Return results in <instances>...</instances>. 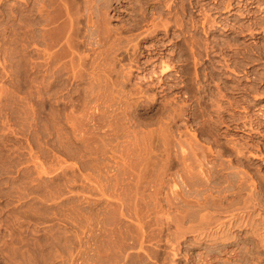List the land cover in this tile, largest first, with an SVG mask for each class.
Masks as SVG:
<instances>
[{"label": "rangeland", "instance_id": "rangeland-1", "mask_svg": "<svg viewBox=\"0 0 264 264\" xmlns=\"http://www.w3.org/2000/svg\"><path fill=\"white\" fill-rule=\"evenodd\" d=\"M135 1L0 0V264H257L264 258L244 241L253 229L264 235V198L245 208L231 188L238 171L248 174L256 194L264 192L257 183L264 177V133L258 134L264 129V0H199L196 31L180 11L181 22ZM177 1L189 9L194 0ZM203 21L207 27H200ZM204 45L214 48L205 52ZM164 62L173 67L163 75ZM235 87L240 107L228 104ZM192 95L200 96L199 105ZM230 115L238 124L218 129ZM252 121L262 126L257 132ZM235 144L249 146L247 160L240 162ZM216 172L231 185L216 181ZM220 193H229L225 201ZM212 201L224 210H213ZM234 237L247 243L231 247L238 255L219 248Z\"/></svg>", "mask_w": 264, "mask_h": 264}, {"label": "bare ground", "instance_id": "bare-ground-1", "mask_svg": "<svg viewBox=\"0 0 264 264\" xmlns=\"http://www.w3.org/2000/svg\"><path fill=\"white\" fill-rule=\"evenodd\" d=\"M53 1H54V0H53ZM72 1H73V0H72ZM74 1H75V0H74ZM136 1H138V2H140V3L142 2L144 5H145V4H146V5H149V7H152L153 11H157V10H158V11H159L158 14H159V13H163L164 10H167L168 13L165 11L167 14L170 15V13H171V16H172V13H173V14H174V18L176 17V19L178 18V20L180 19V18L178 17V15H179L180 12H181V16L184 15V16H188V17H189V21H190L189 23H190V26H191V28H190V27H189V28H190L191 30L194 29L195 31L198 29V26H197V25H198V24H197V20H194L193 17H194V15H195L196 12H200V10H201V9H200V10L196 9V7H198V6H197L198 3H200L199 0H198L197 2L194 0L195 2L193 1V4H191V6H188V7H190V8L192 7V9L189 8L190 10L186 7V5H183V4H182V5H179L180 2H179V4H178V1H177V0H136ZM136 1H135V2H136ZM63 2H64V1H63ZM68 2H69V1H68ZM68 2H67V3H68ZM135 2H134V3H135ZM184 2H185V0H184ZM189 2H190V1H189ZM229 2H230V0H229ZM229 2H228V3H229ZM51 3H52V2H51ZM53 3H54V2H53ZM57 3H58V2H57ZM89 4H90V3H89ZM135 4H136V3H135ZM143 4H142V5H143ZM187 4H188V2H187ZM77 5H78V4H77ZM140 5H141V4H140ZM140 5H139V7H141ZM146 5H145V6H146ZM230 5H231V4H230ZM230 5H229V6H230ZM41 6H42V5H41ZM45 6H46V5H45ZM67 6H68V5H67ZM135 6L138 7L137 5H135ZM50 7H51V6H50ZM58 7H59V5H58ZM70 7H71V6H70ZM142 7H143V6H142ZM179 7H180V8H179ZM200 7H201V6L199 5V8H200ZM145 8H147V6H146ZM145 8L143 7V10H142L141 8H139V11H140V9H141V11L143 12ZM164 8H165V9H164ZM201 8H202V7H201ZM45 9H46V8H45ZM60 9H62V8H60ZM136 9H137V8H136ZM37 10H38V9H37ZM54 10H55V9H54ZM69 10H70V9H69ZM38 11H39V10H38ZM47 11H49V10H47ZM52 11H53V10H52ZM178 11H180V12L178 13ZM41 12H42V9H41ZM49 12H50V11H49ZM56 12H57V11H56ZM144 12L147 13V11H144ZM176 12L178 13L177 16H175V13H176ZM58 13H60V11H59ZM58 13H57V15H58ZM89 13H90V12H89ZM146 13H145V14H146ZM150 13H151V12H150ZM154 13H155V12H154ZM177 13H176V14H177ZM39 14H40V12H39ZM54 14H56V13H54ZM101 14H102V13H101ZM139 14H142V13L140 12ZM164 14H165V13H164ZM197 14H199V13H197ZM142 15H144V13H143ZM142 15H141V16H142ZM52 16H53V15H52ZM52 16H51V17H52ZM139 16H140V15H139ZM146 16H147V15H146ZM148 16H149V15H148ZM150 16H151V15H150ZM156 16H157V15H156ZM159 16H161V15H159ZM96 17H97V16H96ZM144 17H145V16H144ZM144 17H142V19H144ZM151 17H152V16H151ZM172 17H173V16H172ZM55 18H56V17H55ZM87 18H88V17H87ZM140 18H141V17H140ZM148 18H149V17H148ZM168 18H170V17H168ZM142 19H141V20H142ZM182 19H184V18H182ZM182 19H180V20H182ZM187 19H188V18H187ZM209 19L211 20L212 18H209ZM213 19H214V18H213ZM213 19H212V21L210 22V21L208 20V18H205V20L209 21L208 23L210 24V26H214V25H215V20H213ZM89 20H90V19H89ZM144 20H145V19H144ZM146 20H148V19H146ZM171 20H172V19H171ZM180 20H179V21H180ZM173 21H174V23H175V20H173ZM216 21H217V20H216ZM141 22H142V21H141ZM141 22L139 21V23H141ZM150 22H151V21H150ZM180 22H181V21H180ZM182 22H186V20H185V21H182ZM187 22H188V20H187ZM153 23H154V22H153ZM153 23H151L150 25H152ZM157 23H158V22H157ZM157 23H155L154 25H156ZM161 23H162V22H161ZM161 23H159L160 26H161V25H164V24H161ZM164 23H166V22H164ZM167 23L169 24V22H167ZM176 23H177V21H176ZM218 23H219V22H218ZM180 24H181V23H180ZM182 24H184V23H182ZM205 24H207V22H204V21H203V24H202V26H200V27H207L208 25L204 26ZM159 25H156V28H157V26L159 27ZM166 25H167V24H166ZM166 25H165V28H164V29H166V27L168 28V26H170L171 24L168 25V26H166ZM178 25H179V23H178ZM200 25H201V24H200ZM217 25H218V24H217ZM175 26H177V25L175 24ZM187 26H189V24L186 25V27H187ZM215 26H216V25H215ZM224 26H225V25H224ZM230 26H231V25H230ZM153 27L155 28V26H153ZM180 27H181V25H180ZM184 27H185V26H184ZM186 27H185V28H186ZM225 27H226V26H225ZM233 27H234V26H233ZM233 27H231V28H233ZM156 28H155V29H156ZM162 28H163V27H162ZM189 28H187V30L185 29V31L188 32V31H189ZM249 28H251V27H249ZM157 29H158V28H157ZM170 29H171V28H170ZM182 29H184V28H182ZM203 29H204V28H203ZM203 29H200V30H203ZM205 29H206V28H205ZM233 29H234V28H233ZM28 30H29V29H28ZM160 30H161V29H160ZM191 30H190V31H191ZM250 30H251V29H250ZM32 32H33V31H32ZM180 32H181V31H180ZM182 32H184V31H182ZM186 32H184V33H186ZM198 32H199V31H198ZM205 32H206V31H205ZM184 33H182V34H184ZM151 34H152V32H151ZM186 34H187V33H186ZM188 34H190V33H188ZM172 35H173V34H172ZM190 35H191V34H190ZM174 36H175V35H174ZM177 36H178V35H177ZM180 36H181V35H180ZM192 36H193V35H192ZM175 37H176V36H175ZM177 38H179V37H177ZM181 38H182V37H181ZM196 38H197V37L195 36L194 39H196ZM183 39H184V38H183ZM236 39H237V38H236ZM229 40H230V39H229ZM231 40L233 41L234 39L231 38ZM231 40H230V41H231ZM223 41H224V40H223ZM226 41H227V40H226ZM232 41H231V42H232ZM193 42H195V40H194ZM196 42H197V43L199 42V41H198V38H197V41H196ZM228 42H229V41H228ZM231 42H230V44H232ZM234 42H235V41H234ZM234 42H233V43H234ZM238 42H239V41H238ZM222 43H223V42H222ZM220 44H221V43H220ZM225 44H226V42H225ZM228 44H229V43H228ZM191 45H192V44H191ZM218 45H219V43H218ZM234 45H235V44H234ZM234 45H233V46H234ZM236 45H237V44H236ZM182 46H183V45H182ZM193 46H195V45H192V46H190V47L192 48ZM204 46H205V45H204ZM206 46H207V45H206ZM206 46H205V48L203 47V49H204L205 52L208 51L207 49H212V48H214V46H212V47H208V46L206 47ZM221 46H222V47H221ZM221 46H220V48H223V45H221ZM224 46H225V45H224ZM186 47L189 48L188 45H187ZM200 47H201V46H200ZM216 47H217V46H216ZM216 47H215V49H216ZM227 47H228V46H227ZM227 47L225 46V48H227ZM231 47H232V46H231ZM191 48H190V49H191ZM196 48H198V47H196ZM217 48H219V47H217ZM228 48H229V50L232 49V48H230V46H229ZM233 48H234V47H233ZM236 48H239V46L235 47V49H236ZM194 49H195V47L193 48V50H191V54H192V52H194ZM200 49H201V48H198V50H200ZM244 49H245V47H244ZM187 50H188V49H187ZM195 50H196V49H195ZM212 50H213V49H212ZM212 50H211V52H212ZM247 50H248V49H247ZM250 50H251V49H250ZM196 51H197V50H196ZM204 51H202V52H204ZM215 51H216V50H215ZM220 51H221V50H220ZM225 51H226V49H225ZM235 51H236V50H235ZM248 51H249V50H248ZM200 52H201V51H200ZM211 52H209V53H211ZM222 52H223V51H222ZM233 52H234V51H233ZM249 52H251V51H249ZM209 53H208V54H209ZM239 53H240V52H239ZM251 53H252V52H251ZM193 54H194V53H193ZM193 54H192V58H193V60H195L194 58H195V56H196L197 53L194 54L195 56H194ZM198 54H200V53H198ZM198 54H197V55H198ZM203 54H204V53H203ZM203 54L201 53V56H202ZM231 54H232V53H231ZM231 54H230V55H231ZM241 54H242V53H241ZM230 55H228V56H230ZM235 55H237V54H235ZM243 55H244V58H245V54H243ZM243 55H240V56H243ZM186 56H187V55H186ZM189 56H190V55H189ZM189 56H188V58L191 59V57H189ZM193 56H194V57H193ZM203 56H204V55H203ZM207 56H208V55H207ZM233 56H234V55H233ZM248 56H249V55H248ZM248 56H247V57H248ZM199 57H200V55H199ZM238 57H239V56H237V58H238ZM185 58H186V57H185ZM196 58H197V57H196ZM231 58L233 59L232 56H231ZM231 58H230V59H231ZM261 58H262V57H261ZM263 58H264V56H263ZM171 59H172V58H171ZM234 59H235V57H234ZM234 59H233V60H234ZM168 60H169V59H168ZM186 60H187V59H186ZM186 60H184V61H186ZM197 60H198V59H197ZM187 61H188V60H187ZM191 61H192V59H191ZM195 62H196V60H195ZM195 62L193 61L194 64H195ZM198 62H199V60L197 61V64H198ZM237 62H238V61H237ZM238 63H239V62H238ZM186 64H187V62H186ZM236 65H239V64L236 63ZM188 66H189L188 69H190L191 66H190V65H188ZM212 66H213V65H212ZM234 66H235V63H234ZM240 66H241V65H240ZM170 67H173V66H169L168 64H165V62H164L163 65L161 66V71H160V72H161L163 75H164V74H167V73L170 71V69H171ZM197 67H198V65H197ZM191 68H192V67H191ZM192 69H193V68H192ZM192 69H190V71H191ZM194 69H195V68H194ZM212 69H213V68H212ZM184 70H187V68L184 69ZM187 71H188V70H187ZM187 71H186V72H187ZM193 71H196V72H197V70H193ZM213 71H214V70H213ZM182 73H184V75H187L185 72H182ZM187 73H188V72H187ZM194 73H195V72H194ZM189 74H193V72L191 71ZM196 74H198V72H197ZM203 74H204V73H203ZM203 74H202L201 76H204V75H205V74H204V75H203ZM210 74H211V73H210ZM192 76H193V75H192ZM199 76H200V75H199ZM201 76H200V77H201ZM206 76H207V75H206ZM182 77H184V76H182ZM188 77H189V76H188ZM208 77H209V76H208ZM211 77H213L212 74H211ZM175 79H176V78H175ZM179 79H180V78H179ZM179 79H178V80H179ZM182 79H184V78H182ZM192 79H193V78H192ZM211 79L213 80V79H215V78H211ZM208 80H209V78H208ZM160 81H161V80H160ZM163 81H164V80H163ZM173 81H175V80H173ZM179 81H180V80H179ZM260 82H261V81H260ZM162 83H163V82H162ZM165 83H166V82H165ZM173 83H174V82H173ZM210 83H211V82H210ZM225 83H226V82H225ZM158 84H159V83H158ZM175 84H176V83H175ZM175 84H174V85H175ZM192 84H194V83H192ZM162 85H163V84H162ZM172 85H173V84H172ZM176 85H177V84H176ZM224 85H225V84H224ZM228 85H229V84H228ZM165 86H166V84H165ZM167 86H169V84H168ZM170 86H171V85H170ZM170 86H169V87H170ZM190 86L192 87L193 85H190ZM190 86H189V87H190ZM198 86H199V85H198ZM209 86H210V85H209ZM238 86H239V85H238ZM171 87H172V86H171ZM191 87H190V88H191ZM193 87H194V86H193ZM220 87H221V86H220ZM226 87H227V86H226ZM231 87H234V86H231ZM165 88H166V87H165ZM195 88H196V87H195ZM227 88H228V87H227ZM235 88H236V92H231V95H232L231 99H230V98H229V100L227 99V100H228V104H229L230 107H233V106H236V105H237V100H236V99H237L238 97H240L239 95L242 93V92H241V93L239 92V91H241V90H239V88H237V87H235ZM242 88H243V87H242ZM188 89H189V88H188ZM191 89H192V88H191ZM197 89H199V87H198ZM201 89H202V88H201ZM218 89H219V88H218ZM220 89H221V88H220ZM232 89H233V88H232ZM232 89H231V90H232ZM240 89H241V87H240ZM246 89H248V88H245V89H244V90L247 92L248 90H246ZM256 89H257V88H256ZM211 90H212V89H211ZM253 90H254V89H253ZM192 91H193V90H192ZM195 91H196V90H195ZM199 91H200V90H198L197 93H199ZM205 91H206V90H205ZM219 91H220V90H219ZM222 91H223V90H222ZM251 91H252V90H251ZM203 92H204V90H203ZM253 92H254V91H253ZM189 93H190V91H189ZM200 93H201V92H200ZM200 93H199V95H200ZM209 93H210V92H209ZM215 93H216V92H215ZM215 93H214V95H215ZM219 93H220V92H219ZM227 93H228V92H227ZM248 93H249V92H248ZM248 93H247V94H248ZM202 94H203V93H202ZM210 94H211V93H210ZM220 94H222V93H220ZM220 94H219V96L222 97ZM243 94H244V93H243ZM195 95H196V94H195ZM195 95H192V96H195ZM216 95H217V94H216ZM216 95H215V96H216ZM223 95H224V94H223ZM228 95H229V94H228ZM248 95H249V94H248ZM189 96H190V95H189ZM192 96H191V97H192ZM202 96H203V95H202ZM217 96H218V95H217ZM229 96H230V95H229ZM229 96H228V97H229ZM195 97H196V96H195ZM199 97H200V96L196 97V98H198L197 101L199 100ZM207 97H208V96H207ZM226 97H227V95H226ZM241 97H243V96H241ZM212 98L215 99V97H213V96H212ZM222 98H224V96H223ZM189 99H190V98H189ZM208 99H209V98H208ZM220 99H221V98H220ZM194 100H195V99H194ZM202 100H203V97H202L201 101H202ZM209 100H210V99H209ZM238 100H239V99H238ZM186 101H187V99H186ZM192 101H193V100H192ZM210 101H211V100H210ZM215 101L217 102V100H215ZM215 101H213V103H214ZM220 101L222 102L223 100H220ZM239 101H240V100H239ZM241 101H242V100H241ZM245 101H246V100H245ZM194 102H196V101H194ZM204 102H205V101H204ZM204 102H203V103H204ZM218 102H219V101H218ZM184 103H185V102H184ZM211 103H212V101H211ZM201 104H202V102H201ZM207 104H208V103H207ZM216 104H218V103H216ZM220 104H221V103H220ZM224 104H225V101H224ZM238 104L240 105V103H238ZM190 105H191V104H190ZM195 105H196V104H195ZM198 105H199V101H198ZM203 105H205V104H203ZM239 105H237V106H239ZM180 106H181V105H180ZM182 106H184V105H182ZM185 106H186V105H185ZM188 106H189V105H188ZM206 106H208V105H206ZM210 106H212V104H211ZM173 107H174V106H173ZM213 107H214V106H213ZM213 107H211V108H213ZM216 107H219V105H218V106L216 105ZM216 107H215V110H216ZM223 107H224V106H223ZM223 107H222V112L224 111ZM225 107L228 108V107H227V104H226ZM230 107H229V109H230ZM239 107H240V106H239ZM192 108H193V107H192ZM198 108H199V107H198ZM208 108H209V106L207 107V110H208ZM211 108H210V109H211ZM226 108H225V109H226ZM243 108H244V107H243ZM195 109H196V107H195ZM229 109H227L228 112H229ZM235 109H236V108H235ZM201 110H202V107H201V109H200V112H201L202 114H204V112H203L204 110H205V112H206V109H205V108H204L203 111H201ZM211 110H212V109H211ZM211 110H209V111H211ZM217 110H218V109H217ZM233 110H234V109H233ZM173 111H174V110H173ZM194 111H195V110H194ZM198 111H199V110H198ZM219 111H221V108L219 109ZM184 112H185V111H184ZM188 112H189V111H188ZM192 112H193V111H192ZM212 112H214V111H212ZM215 112H216V111H215ZM224 112H225V111H224ZM228 112H227V113H228ZM218 113H220V112H218ZM190 114H191V113H190ZM202 114L200 115V117H203V116L206 115V114H205V115L202 116ZM221 114H222V113H221ZM229 114H231V112H230ZM176 115H177V114H176ZM179 115H180V114H179ZM192 115H193V114H192ZM213 115H215V113H213ZM224 115H226V114H224ZM234 115H235V114H234ZM234 115H233V116L230 115V116H231V120H230V119H227L226 117H225L226 119H222V118H223V117H222V118L218 121V122H219V124L217 125L218 129H219V127H220L219 125H221V127H222V124H224V123H227V122H230V121H232V122H235V121H236V122H237V119H235L236 116L234 117ZM236 115H237V113H236ZM252 115H253V114H252ZM197 116H198V115H197ZM207 116H209V115H207ZM216 116H217V115H215V117L213 116V118H216ZM218 116H219V114H218ZM258 116H259V115H258ZM180 117H181V116H180ZM205 117H206V116H205ZM205 117H204V118H205ZM209 117H210V116H209ZM209 117H208V118H209ZM220 117H221V116H220ZM220 117H219V118H220ZM217 118H218V117H217ZM219 118H218V119H219ZM253 118H254V117H253ZM197 119H198V117H197ZM205 119H206V118H205ZM239 119H240V116H239ZM250 119H251V118H250ZM207 120H208V119H207ZM207 120H206V121H207ZM209 120H210V119H209ZM214 120H217V119H214ZM214 120H212V121H214ZM240 120H241V119H240ZM240 120H239V121H240ZM252 120H253V119H252ZM204 121H205V120H204ZM206 121H205V123L207 124ZM212 121H209V122H211V124L209 123L210 126L212 125ZM249 121H250V120H249ZM258 121H259V120H258ZM236 122H235V123H236ZM242 122L244 123V121H242ZM260 122H261V121H260ZM205 123H204V124H205ZM213 123H214V122H213ZM209 124H208L207 126H209ZM216 124H217V122H216ZM227 124H228V123H227ZM230 124H231V123H230ZM237 124H238V122H237ZM244 124H245V123H244ZM248 124H249V123H248ZM261 124H262V122H261ZM213 125H214V124H213ZM207 126L205 125L204 128L207 127ZM246 126H247V125H245L244 127L246 128ZM202 127H203V125H202ZM215 127H216V126H215ZM250 127H251V128H250ZM250 127H249L250 129H253V131L251 130V132L253 133L254 131H256V130H254V129H258V130H259L260 127H262V126L260 125L259 122L252 121V122L250 123ZM255 127H256V128H255ZM208 128H210V127H207L206 129H208ZM211 128H213V127H211ZM202 129H203V128H202ZM216 129H217V128H216ZM247 129H248V128H247ZM213 130H214V129H213ZM263 130H264V129H263ZM263 130H261V131L259 130L258 134H259V133H264ZM203 131H204V130H203ZM208 131H211V129H209ZM208 131H207V132H208ZM216 132H217V131H216ZM256 132H257V131H256ZM256 132H255V133H256ZM209 133H210V132H209ZM209 133H208V134H209ZM212 133H213V132H212ZM217 133H218V132H217ZM217 133H216V134H217ZM255 133H254V134H255ZM214 134H215V133H214ZM216 134H215L214 137H216V136L219 135V133H218V135H216ZM254 134H252V135H254ZM256 134H257V133H256ZM209 135H210V134H209ZM211 135H212V134H211ZM260 135H261V134H260ZM250 136H251V135H250ZM254 136H255V135H254ZM253 138H254V137H253ZM256 138H257V137H256ZM262 138H263V137H262ZM251 139H252V138H251ZM263 139H264V138H263ZM263 139H262V140H263ZM236 144H237V143H236ZM236 144H235V145H230V146H231V148L237 150V153H238L237 155H238V157H239L240 162L243 161V160H245V159L247 160V156H246V155H248L249 152L246 151L248 154L245 155V153H244L243 150H244V149H245V150L248 149L249 146L243 144V145H245V146H242V145H241V148L238 149V147H237L238 145L236 146ZM253 144H254V143H253ZM262 144H263V143H262ZM254 145H255V144H254ZM263 145H264V144H263ZM180 147H181V146H180ZM227 147H229V146L227 145ZM262 147H264V146H262ZM231 148H230L229 150H231ZM250 148H251V147H250ZM233 149L231 150L232 152L234 151ZM180 150H181V149H180ZM194 150H195V149H194ZM261 150H262V149H261ZM263 151H264V150H263ZM225 152H226V151H225ZM183 153H184V152H183ZM255 153H257V152H255ZM260 153H263V152H260ZM188 154H189V153H188ZM193 154H194V153H193ZM193 154H190V155H193ZM258 154H259V153H258ZM258 154H257V155H258ZM194 155H195V154H194ZM194 155H193V156H194ZM253 155H254V154H253ZM185 156L188 158L189 155L187 156L186 154H184V157H183L182 159H185V158H186ZM248 156H249V155H248ZM255 156H256V155H255ZM4 157H5V156H4ZM236 157H237V156H236ZM193 158H194V157H193ZM252 158H253V157H252ZM185 160H186V159H185ZM191 160L193 161L192 156H191V158H190V161H191ZM236 160H237V159H236ZM249 160H250V159H249ZM261 160H262V159H261ZM0 161H1V160H0ZM20 161H21V159H20ZM143 161H144V160H143ZM143 161H142V162H143ZM186 161L188 162V160H186ZM251 161H252V160H251ZM17 162H18V161H17ZM182 162H184V161H182ZM237 162H238V161H237ZM263 162H264V159H263ZM184 163H185V162H184ZM188 163H189V162H188ZM188 163H185V166L188 165ZM247 163H248V162H247ZM189 164H191V163H189ZM238 164H239V163H238ZM244 164H245V163H244ZM246 165H247V164H246ZM224 166H225V165H224ZM247 166H248V165H247ZM249 166H251V164H249ZM249 166H248V167H249ZM191 167H192V166H191ZM225 167H226V166H225ZM185 168H187V167H185ZM188 168H190V167H188ZM234 168H235V167H234ZM236 168H238V167H236ZM225 169H228V168H225ZM225 169H224V170H225ZM231 169H232V168H231ZM240 169H241V168H240ZM222 170H223V169H222ZM224 170H223V171H224ZM237 170H238V169H237ZM220 172H221V171H220ZM224 172H226V170H225ZM224 172H223V173H224ZM228 172H229V171H228ZM242 172H243V171H242ZM187 173H188V172H187ZM223 173H220V174H223ZM226 173H227V172H226ZM226 173H224V176H225ZM229 173H230V172H229ZM229 173H228V174H229ZM245 173H246V172H245ZM189 174H190V173H189ZM189 174H188V175H189ZM211 174H213V173H211ZM216 174H217V172H216ZM216 174H215V175H216ZM186 175H187V174H186ZM191 175H193V173H192ZM215 175H214V178H215ZM226 175H227V174H226ZM229 175H230V174H229ZM212 176H213V175H212ZM247 176H248V174L243 175L242 173H240V172H238V171H234V173H233V178L231 177V178H232L231 180H233V183H231V184L233 185V187H231V188H232V189L234 188V192H233V194H232V192H231V194L233 195L234 199H237V201H238V200H239V201H240V200L243 201L244 204H245V206H244L245 208H248L247 205H250V203H252L251 205H254V204H253L254 202H255V203L257 202V203L259 204V203L261 202V199L264 198V195H262V193H264V192L260 193V191H261V190H260V191L256 194L257 191L254 192V191H253L254 189H253V190L251 189V187H252V183L249 181V182L251 183V186H250V184L248 183V178H247ZM184 177H185V176H184ZM190 177H191V176H190ZM194 177H195V176H194ZM209 177H210V176H209ZM209 177H208L207 179H209V181H210V178H209ZM229 177H230V176H229ZM249 177H250V176H249ZM251 177H252V176H251ZM212 178H213V177H212ZM257 178H258L257 183H259L260 187L264 188V177H263V175L261 176V175L259 174V176H257ZM188 179H189V178H188ZM217 179H218V180H216V181H219V180H221V179H222V181H223V180H224V177L221 176V175L218 176V174H217ZM185 180H187V179H185ZM193 180H194V179H193ZM213 180H214V179H213ZM213 180H212V181H213ZM228 180H230V179L228 178ZM190 181H191V179H190ZM216 181H215V182H216ZM222 181H221V182H222ZM195 182H196V181H195ZM210 182H211V181H210ZM223 182H225V181H223ZM223 182H222V183H223ZM231 182H232V181H231ZM253 183H254V182H253ZM1 184H2V183H1ZM182 184H184V181L182 182ZM189 184H190V183H189ZM219 184H221V183L219 182ZM225 184L227 185V181L225 182ZM231 184H229V182H228V185H229V186H230ZM4 185H5V184H3V187L5 188ZM226 185H224V187H226ZM228 185H227V186H228ZM175 186H176V185H175ZM209 186H210V185H209ZM212 186H213V185H212ZM221 186H222V184H221ZM255 186H256V185H255ZM257 186H258V185H257ZM3 187H2V189H3ZM199 187H200V186H199ZM199 187H198V188H199ZM204 187H205V185H204ZM218 187H220V186H218ZM218 187H217V188H218ZM258 187H259V186H258ZM0 188H1V187H0ZM198 188H197V189H198ZM208 188H209V187H208ZM213 188L215 189V187H213ZM252 188H254V184H253V187H252ZM188 189H189V187H188ZM195 189H196V188H195ZM256 189H258V188H256ZM177 190H178V189H177ZM186 190H187V189H186ZM216 190L218 191V189H216ZM220 190H222V187L220 188ZM227 190H228V189H227ZM224 191H226V189H225ZM231 191H232V190H231ZM263 191H264V189H263ZM0 192H1V191H0ZM178 192H179V191H178ZM185 192H186V191H185ZM190 192H191V191H190ZM198 192H199V191H198ZM198 192H197V193H198ZM211 192H212V190H211ZM213 192H214V190H213ZM222 192H223V191H222ZM228 192L230 193V191H228ZM175 193H176V192H175ZM229 193H227V194H229ZM1 194H2V193H1ZM177 194H178V193H176V195H177ZM179 194H180V193H179ZM211 194H212V193H211ZM220 194H221L220 196H222V197H221V198L219 197V198H220L222 201H225V200H226V195H227V194H226V195H223V194H225V193H220ZM176 195H175V196H176ZM214 195H216V194L214 193ZM1 196H2V195H1ZM178 196H179V195H178ZM211 196L213 197V195H211ZM218 196H219V195H218ZM218 196H217V197H218ZM229 196H230V195H229ZM195 197H196V196H195ZM212 197H210V198H212ZM227 197H228V196H227ZM181 198H182V197H181ZM203 198H205V197H203ZM206 198H208V197L206 196ZM206 198H205V199H206ZM219 198H216V197H215V199H219ZM184 199H185V198H184ZM232 199H233V198H232ZM234 199H233V200H234ZM242 199H243V200H242ZM207 200H209V199H207ZM211 200H213V198H212ZM203 201H204V200H203ZM205 201H206V200H205ZM217 201L219 202V200H217ZM217 201H215V202H217ZM222 201H221V202H222ZM227 201L230 202L231 199H230V201H229V200H227ZM263 201H264V200H263ZM182 202H184V201H182ZM197 202H198V201H197ZM199 202H200V201H199ZM199 202H198V203H199ZM201 202H202V201H201ZM201 202H200V203H201ZM206 202H207V201H206ZM208 202H209V201H208ZM213 202H214V201H212V203H213ZM221 202H219V206H220V207H222V205H220ZM232 202H233V201H232ZM232 202H231V203H232ZM234 202H235V200H234ZM234 202H233V204H234ZM248 202H249V204H248ZM173 203H175V202H173ZM189 203H190V202H189ZM195 203H196V202H195ZM195 203H194V204H195ZM198 203H197V205H198ZM203 203H204V202H203ZM210 203H211V201H210ZM231 203H230V204H231ZM239 203H241V202H239ZM201 204H202V203H201ZM204 204H205V203H204ZM206 204H207V203H206ZM206 204H205V205H206ZM213 204H214V203H213ZM213 204H211V205H213ZM224 204L226 205L227 203H224ZM244 204L242 203V209L244 208V207H243ZM258 204H257V205H258ZM205 205H204V206H205ZM208 205H209V204H208ZM216 205H217V204H216ZM216 205L214 204V206H216ZM228 205H229V203H228ZM228 205H227L226 209L228 208ZM234 205H236V204H234ZM237 205H238V203H237ZM237 205H236V206H237ZM240 205H241V204H240ZM251 205H250V206H251ZM260 205H261V204H260ZM187 206H188V205H187ZM198 206H200V204H199ZM204 206H203V207H204ZM219 206L217 205V209H215V208H216V207H215L213 210H218V209L220 208ZM229 206H230V205H229ZM236 206H235V207H236ZM238 206H239V205H238ZM261 206H262V205H261ZM5 207H6V206H4V208H5ZM210 207H212V206H210ZM218 207H219V208H218ZM231 207H232V205L229 207V210H228V209H227V210L230 211V208H231ZM233 207H234V206H233ZM233 207H232V209H233ZM240 207H241V206H240ZM240 207H239V209L241 210ZM258 207H259V205H258ZM201 208H202V205H201ZM201 208H200V209H201ZM236 208H237V207H236ZM245 208H244V209H245ZM252 208H253V206H252ZM255 208H256V206H255ZM205 209H207V206H206ZM208 209H209V208H208ZM221 209L224 210V208H221ZM221 209H219V210L221 211ZM232 209H231V210H232ZM261 209L264 211V206H262ZM1 210H2V208H1ZM219 210H218L217 212H219ZM233 210H234V209H233ZM240 210H239V211H240ZM245 210L247 211V209H245ZM262 210H261V211H262ZM190 211H191V210H190ZM234 211H235V210H234ZM234 211H233V214H236V213H234ZM241 211H242V210H241ZM209 212H210V211H208V213H209ZM215 212H216V211H214V212L212 211V213H215ZM217 212H216V214H217ZM221 212H222V211H221ZM244 212H245V211L241 212V214L244 213ZM247 212H249V210H248ZM177 213H178V212H177ZM206 213H207V212H206ZM206 213H204V214H206ZM223 213H224V212H223ZM229 213H230V212H229ZM188 214H189V213H188ZM219 214H220V213H219ZM245 214H246V212H245ZM192 215H193V214H192ZM196 215H198V214H196ZM217 215H218V214H217ZM217 215H215V214H212V215H211V213H210L209 215L207 214V216H209V217H211V216H212V217L215 216L213 219L217 218ZM220 215H221V214H220ZM242 215L244 216V214H242ZM242 215H239V216L242 217ZM202 216H203V215H202ZM207 216L204 215L203 217H200L199 219H203L204 217H206V219H205V218L203 219V220L205 221V220H209V219L212 218V217L209 218V217H207ZM234 216H236V215H234ZM184 217H185V216H184ZM218 217H219V215H218ZM7 218H9V217H7ZM207 218H209V219H207ZM235 218H236V217H235ZM237 218H238V217H237ZM213 219H211V220L213 221ZM243 219L246 220L247 218H245V216H244ZM218 220H219V219H218ZM218 220H217V221H218ZM240 220H241V219H240ZM245 220H244V221H245ZM247 220H250V219H247ZM247 220H246V221H247ZM201 221H202V220H200V223H201ZM204 221H203V223H204ZM215 221H216V220H214L213 222H215ZM246 221H245V222H246ZM13 222H14V221H13ZM194 222H195V221H194ZM236 222H237V221H236ZM247 222H248V221H247ZM247 222H246L245 224H247ZM6 223H7V221H6ZM238 223H239V221H238ZM238 223H237V224H238ZM240 223H242V222L240 221ZM240 223H239V224H240ZM248 223H249V222H248ZM237 224H236V225H237ZM242 224H243V223H242ZM250 224H251V223H250ZM253 224H254V222H253ZM53 225H54V224H53ZM199 225H200V224H199ZM202 225H204V224H202ZM202 225L199 226V227L201 228ZM248 225H249V224H248ZM255 225H256V224H255ZM257 225H258V224H257ZM257 225H256V226H257ZM261 225H262V224H261ZM7 226H8V225H7ZM118 226H119V225H118ZM192 226H193V225H192ZM237 226H238V229H239L242 225H237ZM249 226H251V225H249ZM252 226H253V225H252ZM259 226H260V225H259ZM189 227H191V226H189ZM189 227H187L186 229H187V230H190L191 228H189ZM235 227H236V226H235ZM257 227H258V226H257ZM257 227H255V228H257ZM260 227H261V226H260ZM263 227H264V226H263ZM202 228L204 229V227H202ZM229 228H230V227H229ZM236 228H237V227H236ZM243 228L245 229V227H241L242 231L244 232V229H243ZM247 228H248V227H247ZM116 229H117V228H116ZM120 229H121V228H120ZM192 229H194V226L192 227ZM248 229H249V228H248ZM257 229L259 230L260 228H257ZM54 230H55V229H54ZM178 230H181V229H178ZM197 230H198V229H197ZM197 230H195V231H197ZM229 230H230V229H229ZM231 230H232V229H231ZM239 230H240V229H239ZM239 230H238V232L241 231V230H240V231H239ZM253 230H254V231H253V233H251L252 235L250 236V238L247 237V238L244 239V241H245V242H248V244L251 243L253 249H260V250H257V253H258V255H261V253L264 252V235H263V236L261 235L260 230H259V231L255 230V229H253ZM46 231H47V230H46ZM115 231H116V230H115ZM118 231H119V229H118ZM118 231H116V232H118ZM133 231H134V230H133ZM175 231H176V230H175ZM185 231H186V230H185ZM191 231L193 232V230H191ZM198 231H199V230H198ZM198 231H197V232H198ZM203 231H204V230H203ZM261 231H262V229H261ZM116 232H115V233H116ZM200 232H201V231H200ZM200 232H199V233H200ZM259 232H260V233H259ZM51 233H53V232H51ZM122 233H123V232H122ZM122 233H121V234H122ZM125 233H127V232H125ZM177 233H178V232H177ZM185 233H186V232H185ZM187 233H188V232H187ZM210 233H211V232H210ZM210 233H209V234H210ZM222 233H224V232H222ZM222 233H221V234H222ZM228 233H229V232H228ZM263 233H264V231H263ZM46 234H48V233H46ZM98 234H99V233H98ZM102 234H103V233H102ZM119 234H120V233H119ZM182 234H184V231H182ZM203 234H204V233H203ZM221 234H220V235H221ZM225 234H226V233H225ZM230 234L232 235V233H230ZM230 234H229V235H230ZM10 235H12V234H10ZM13 235H14V234H13ZM43 235H44V234H43ZM108 235H109V234H108ZM179 235H180V234H179ZM204 235H205V234H204ZM234 235H235V234H234ZM236 235H237V234H236ZM236 235H235V236H236ZM249 235H250V234H249ZM51 236H52V235H51ZM100 236H101V234H100ZM175 236H176V235H175ZM200 236H201V235H200ZM200 236H199V237H200ZM221 236H222V235H221ZM224 236H225V235H224ZM224 236H223V237H224ZM245 236H246V235H245ZM245 236H244V237H245ZM9 237H10V236H9ZM20 237H21V236H20ZM20 237H19V238H20ZM41 237H42V236H41ZM68 237H69V236H68ZM89 237H90V236H89ZM112 237H113V236H112ZM133 237H134V236H133ZM176 237H177V236H176ZM176 237H175V238H176ZM228 237H231V236H228ZM240 237H242V236H240ZM16 238H17V237H16ZM49 238H50V237H49ZM116 238H118V237L116 236ZM202 238H203V237H202ZM217 238H218V237H217ZM220 238H221V237H220ZM220 238H218V239H220ZM224 238H225V237H224ZM224 238H223V239H224ZM226 238H227V237H226ZM238 238H239V236H238ZM44 239H46V238H44ZM50 239H51V238H50ZM71 239H72V238H71ZM99 239H100V238H99ZM137 239H138V238H137ZM137 239H136V240H137ZM139 239H140V238H139ZM208 239H209V238H208ZM214 239H215V238H214ZM223 239H221V240H223ZM234 239H235V237H234L233 240L230 241V242H229V240H228V242H227L226 240L221 241L220 243H218L219 248L221 247L222 249H226V250H228V252H232V253L235 252V254H237V250H236V249H232L231 247H232V246H236L238 249H241V248H242V247H240L241 244H247V243L240 242V240H239V239L237 240V238H236L235 240H234ZM36 240H37V239H36ZM52 240L54 241V239H52ZM90 240H91V239H90ZM118 240H119V239H118ZM198 240H199V239H197V240H195V241H198ZM200 240H201V239H200ZM202 240H203V239H202ZM210 240H211V239H210ZM212 240H213V239H212ZM215 240H216V239H215ZM215 240H214V241H215ZM230 240H231V239H230ZM241 240H242V239H241ZM38 241H39V240H38ZM53 241H52V242H53ZM225 241H226V242H225ZM101 242H102V241H101ZM143 242H144V241H143ZM209 242H210V241H209ZM47 243H48V242H47ZM55 243H56V242H55ZM55 243H54V244H55ZM57 243H58V242H57ZM114 243H115V242H114ZM178 243H179V242H178ZM196 243H197V242H196ZM199 243H200V242H199ZM6 244H7V243H6ZM50 244H51V243H50ZM134 244H135V243H134ZM137 244H138V243H137ZM213 244H214V243H213ZM56 245H57V244H56ZM56 245H55V246H56ZM115 245H116V244H115ZM121 245H122V244H121ZM144 245H145V244H144ZM50 246L52 247L53 244H51ZM74 246H75V245H74ZM42 247H43V245H42ZM118 247H119V246H118ZM143 247H144V246H143ZM246 247H248V245H247ZM250 247H251V246H250ZM3 248H4V247H3ZM52 248H53V247H52ZM75 248H76V247H75ZM121 248H122V247H121ZM140 248H141V247H140ZM230 248H231L232 250H231ZM248 248H249V247H248ZM39 249H40V248H39ZM41 249H43V248H41ZM49 249H50V247H49ZM141 249H142V248H141ZM143 249H144V248H143ZM229 249H230V250H229ZM43 250H44V249H43ZM50 250H51V249H50ZM50 250L47 249V251H50ZM56 250H57V249L55 248V253H57ZM74 250H75V249H74ZM76 250H77V249H76ZM126 250H127V249H126ZM175 250H176V249H175ZM226 250H225V251H226ZM250 250H251V249H250ZM95 251H96V250H95ZM97 251H98V250H97ZM97 251H96V252H97ZM99 251H100V250H99ZM112 251H113V250H112ZM52 252H53V254H54V251H52ZM52 252L50 251V253H52ZM79 252H80V251H79ZM244 252H246V251H244ZM252 252H253V251H252ZM255 252H256V250H255ZM8 253H9V252H8ZM130 253H131V252H130ZM173 253H174V252H173ZM225 253H226V252H225ZM253 253H254V252H253ZM39 254H40V253H39ZM41 254H42V253H41ZM53 254H51V255H53ZM103 254H104V253H103ZM103 254L101 253L100 256L103 255ZM213 254H214V253H213ZM240 254H242V253H240ZM70 255H71V254H70ZM96 255H97V254H96ZM139 255H140V254H139ZM142 255H143V254H142ZM233 255H234V254H233ZM237 255H238V254H237ZM243 255H245V254H243ZM243 255H242V256H243ZM249 255H250V254H249ZM253 255H257V254H253ZM43 256H45V255H43ZM55 256H57V254L53 255L52 258L55 257ZM98 256H99V254H98ZM119 256H120V255H119ZM134 256H135V255H134ZM134 256H133V257H134ZM137 256H138V255H137ZM230 256H231V254H230ZM247 256H248V255H247ZM247 256H246V257H247ZM106 257H107V256H106ZM106 257H104V258H106ZM110 257H111V256H110ZM133 257H132V259H133ZM140 257H141V256H140ZM50 258H51V256H50ZM206 258H207V257H206ZM259 258H260V262L257 263V264H263V263H264V262H263V261H264V258H261V256H259ZM46 259H47V258H46ZM60 259L62 260V258H60ZM66 259H67V258H66ZM94 259H95V258H94ZM101 259H102V257H101ZM108 259H109V257H108ZM132 259H130V260H132ZM8 260H9V259H8ZM34 260H35V259H34ZM67 260H68V259H67ZM117 260H118V259H117ZM134 260H135V259H134ZM199 260H200V259H199ZM213 260H214V259H213ZM56 261H57V260H56ZM83 261H84V260H83ZM126 261H127V260H126ZM135 261H136V260H135ZM224 261H225V259H224ZM244 261H245V260H244ZM9 262H10V261H9ZM45 262H46V260H45ZM58 262H59V261H58ZM85 262H86V261H85ZM102 262H104V261H102ZM204 262H205V261H204ZM222 262H223V261H222ZM227 262H228V261H227ZM23 263H24V262H23ZM132 263H133V262H132ZM134 263H135V262H134ZM10 264H11V263H10ZM14 264H15V263H14ZM18 264H19V263H18ZM71 264H72V263H71ZM136 264H137V263H136ZM145 264H146V263H145Z\"/></svg>", "mask_w": 264, "mask_h": 264}]
</instances>
